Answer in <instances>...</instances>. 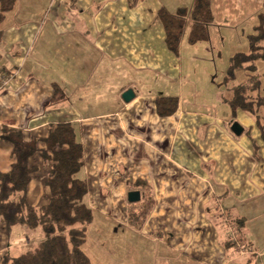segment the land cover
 <instances>
[{
	"label": "crops",
	"instance_id": "crops-1",
	"mask_svg": "<svg viewBox=\"0 0 264 264\" xmlns=\"http://www.w3.org/2000/svg\"><path fill=\"white\" fill-rule=\"evenodd\" d=\"M162 8L173 12L160 0H16L0 42V68L13 75L0 92V125L27 137L60 122L77 126L95 209L85 244L91 264H264L260 133L251 121L234 133L239 111L216 115L206 109L214 102L189 100ZM54 84L63 97L52 100ZM160 97H177V110L161 115ZM1 154L3 172L13 157L2 139ZM32 163L28 199L42 205L49 195L35 179L43 161ZM137 180L154 196L141 229L128 220V192H146Z\"/></svg>",
	"mask_w": 264,
	"mask_h": 264
},
{
	"label": "trees",
	"instance_id": "trees-1",
	"mask_svg": "<svg viewBox=\"0 0 264 264\" xmlns=\"http://www.w3.org/2000/svg\"><path fill=\"white\" fill-rule=\"evenodd\" d=\"M15 2L0 0V42L6 14L14 8ZM194 2L189 13L182 7L175 13L166 8L159 11L168 48L176 54L188 29L189 43L193 45L210 39L212 24L203 18L209 12V3L206 0ZM198 13L205 15L198 16ZM249 47L248 52L237 53L231 58L225 81L229 94L225 101L230 105L232 115L242 110L254 117L264 144V72H257L256 64L264 59V3L262 11L257 14L254 31L249 35ZM239 69L244 73L243 81L231 83ZM59 93L63 97L62 89L54 84L52 100ZM177 108V97L158 99V112L163 116L173 114ZM0 139L12 145L13 157L9 170L0 172V221L4 224L6 236L11 235L15 227L39 233L24 251L17 255L5 253L0 263L91 264L85 244L95 209L88 202L85 149L77 126L72 122H60L52 125L46 136L27 137L22 129L0 125ZM36 155L50 165L45 181L49 199L40 206L32 205L28 199L29 184L38 170V165L32 163ZM133 187L146 191L140 201L131 203L128 212L129 224L141 229L154 207V196L141 180H137Z\"/></svg>",
	"mask_w": 264,
	"mask_h": 264
},
{
	"label": "rangeland",
	"instance_id": "rangeland-1",
	"mask_svg": "<svg viewBox=\"0 0 264 264\" xmlns=\"http://www.w3.org/2000/svg\"><path fill=\"white\" fill-rule=\"evenodd\" d=\"M160 1L168 9H172L174 13L180 7L188 9L189 13L195 4L194 0ZM206 1L209 3L208 14L198 13L196 15H205L208 18L204 16V21H211L212 25L209 27L210 39L209 41L203 40L193 45L189 43L190 29H188L180 43V63L178 65L181 66L177 68L176 72L178 75L180 73L179 76L184 88L190 92V101L196 99L204 103V105L214 102L213 107L210 106L206 109H209L213 114L222 115L231 109H229L230 105L225 101V97L229 94L225 81L228 77L231 58L237 53L249 51V35L254 31V26L257 23V14L262 11L264 0ZM197 5L199 6V4ZM256 64L257 72H264V59L258 60ZM241 70L239 69L236 72V79L231 83L237 84L243 81L244 73ZM238 113L236 117H233L234 121L232 124L238 123L245 128L247 121H251L252 126H250V129H252V133L259 132L252 115L242 110H239ZM259 139L261 140L260 137ZM6 157V155H0V170H4L7 167H2L6 161ZM42 164L37 173L35 183L45 185L50 165L46 164L45 167V163L43 162ZM37 200L35 197H32L31 204L40 206L41 204ZM37 234L31 229L15 227L11 235L6 236L5 233V235L0 236V253L4 252L13 255L21 253L28 247L31 240L33 243ZM13 245L17 246H14L12 249ZM100 258L101 256L98 257V259Z\"/></svg>",
	"mask_w": 264,
	"mask_h": 264
},
{
	"label": "water",
	"instance_id": "water-1",
	"mask_svg": "<svg viewBox=\"0 0 264 264\" xmlns=\"http://www.w3.org/2000/svg\"><path fill=\"white\" fill-rule=\"evenodd\" d=\"M134 97V91L132 89H127L124 93H123V98L126 100V101H130L132 98ZM243 127L240 126L238 123H234L232 125V130L234 131V133L236 134H240L242 133L243 131ZM141 199V194H140V191L139 190H130L128 192V200L131 202V203H134V202H138L140 201Z\"/></svg>",
	"mask_w": 264,
	"mask_h": 264
},
{
	"label": "built area",
	"instance_id": "built-area-1",
	"mask_svg": "<svg viewBox=\"0 0 264 264\" xmlns=\"http://www.w3.org/2000/svg\"><path fill=\"white\" fill-rule=\"evenodd\" d=\"M15 74H17V72ZM12 76L13 75L6 74L5 72H3L2 68H0V92L4 87L11 84Z\"/></svg>",
	"mask_w": 264,
	"mask_h": 264
},
{
	"label": "bare ground",
	"instance_id": "bare-ground-1",
	"mask_svg": "<svg viewBox=\"0 0 264 264\" xmlns=\"http://www.w3.org/2000/svg\"><path fill=\"white\" fill-rule=\"evenodd\" d=\"M134 190H136V189H134Z\"/></svg>",
	"mask_w": 264,
	"mask_h": 264
}]
</instances>
